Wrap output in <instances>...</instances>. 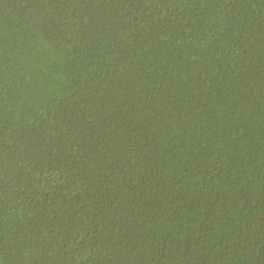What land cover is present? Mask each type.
Wrapping results in <instances>:
<instances>
[{"label":"trees","instance_id":"16d2710c","mask_svg":"<svg viewBox=\"0 0 264 264\" xmlns=\"http://www.w3.org/2000/svg\"><path fill=\"white\" fill-rule=\"evenodd\" d=\"M0 264H264V0H0Z\"/></svg>","mask_w":264,"mask_h":264}]
</instances>
